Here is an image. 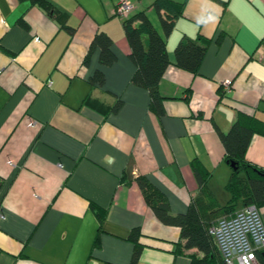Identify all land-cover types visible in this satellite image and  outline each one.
I'll use <instances>...</instances> for the list:
<instances>
[{"label":"crops","instance_id":"1","mask_svg":"<svg viewBox=\"0 0 264 264\" xmlns=\"http://www.w3.org/2000/svg\"><path fill=\"white\" fill-rule=\"evenodd\" d=\"M48 1L73 32L27 0H0V264H129L134 227L136 264H190L195 250L174 252L180 229L158 221L135 178L145 176L182 213L200 189L198 160L212 194L223 189L217 202L227 201L218 131L237 112L264 120V0H175L183 12L166 38L171 61L182 37L206 48L197 74L173 64L164 72L161 117L148 90L131 82L130 47L113 14L121 0ZM129 1L161 32L153 0ZM98 31L112 40L111 65L100 64L98 48L83 62ZM96 69L101 86L89 81ZM116 99L118 110L105 109ZM246 158L264 166V136H252ZM91 203L106 209L96 246Z\"/></svg>","mask_w":264,"mask_h":264},{"label":"trees","instance_id":"2","mask_svg":"<svg viewBox=\"0 0 264 264\" xmlns=\"http://www.w3.org/2000/svg\"><path fill=\"white\" fill-rule=\"evenodd\" d=\"M27 1L55 16L61 25L73 32L74 29L66 25V14L59 12L48 0ZM149 7H152L158 17L161 32L154 26L145 9L138 11L133 9L127 17L120 19L130 47L129 58L135 67L131 82L148 90L150 108L156 116L161 117L164 114V96L159 90V83L164 72L169 65L173 64L179 69L197 74L206 44L200 37L195 39L182 37L173 49V60L171 61L166 38L173 30L174 20L182 15L183 3L175 0H153ZM96 48L99 50L98 60L101 65H111L116 59L112 50L111 38L106 33L98 31L94 34L88 54L83 60L85 64L88 62L89 55ZM89 81L101 86L104 83L101 70L96 69ZM219 90L222 97L221 87ZM121 104V99H116L111 106H107L105 109L116 111ZM218 133L224 149L223 160L230 168L229 178L225 185L229 198L224 204H219L208 188V173L203 170L198 160L192 161L191 167L200 184V189L191 199L186 211L182 213H172L164 193L145 176L135 178L145 203L158 221L180 229V237L175 244L174 252L195 250L190 255V264H225L210 232L211 227L219 218L232 214L238 209L249 205H254L257 208L264 206V166H258L246 158L252 136L254 134L264 136V120L257 118L254 114L237 112L229 130L225 133L218 131ZM124 178L130 179L131 177L126 173ZM90 206L99 225L93 242L96 246L106 217V209L93 203ZM140 235L139 227H134L128 236V239L134 244L129 264H136L138 261L141 250ZM257 257L259 262L264 264V254L260 252ZM105 264L112 263L106 262Z\"/></svg>","mask_w":264,"mask_h":264},{"label":"built area","instance_id":"3","mask_svg":"<svg viewBox=\"0 0 264 264\" xmlns=\"http://www.w3.org/2000/svg\"><path fill=\"white\" fill-rule=\"evenodd\" d=\"M133 9L134 3L121 0L114 7L113 13L118 18H124ZM223 85L229 88L230 81H224ZM210 232L225 264H261L257 254H264V221L256 206L249 205L219 218Z\"/></svg>","mask_w":264,"mask_h":264},{"label":"rangeland","instance_id":"4","mask_svg":"<svg viewBox=\"0 0 264 264\" xmlns=\"http://www.w3.org/2000/svg\"><path fill=\"white\" fill-rule=\"evenodd\" d=\"M151 20H152V22L155 24V23H157V21H156V18H154V16L152 17L151 16ZM224 190L226 191V189H225V187H224ZM213 193H215L214 195V197L217 199V198H221V200H223V198H225V195H223V189H220V188H218V187H213ZM225 194H227L226 192H224ZM229 198V195H228V197H227V199ZM219 200V199H218Z\"/></svg>","mask_w":264,"mask_h":264}]
</instances>
